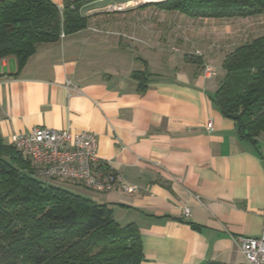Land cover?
I'll return each mask as SVG.
<instances>
[{
	"label": "crops",
	"instance_id": "1",
	"mask_svg": "<svg viewBox=\"0 0 264 264\" xmlns=\"http://www.w3.org/2000/svg\"><path fill=\"white\" fill-rule=\"evenodd\" d=\"M119 1L130 5L84 3L86 27L38 45L23 66L0 58V134H96L101 165L135 191L69 188L137 226L140 264H247L236 237L264 232V136L240 138L214 95L231 42L264 28V14L190 17L157 0ZM142 69L145 86L133 75Z\"/></svg>",
	"mask_w": 264,
	"mask_h": 264
},
{
	"label": "trees",
	"instance_id": "2",
	"mask_svg": "<svg viewBox=\"0 0 264 264\" xmlns=\"http://www.w3.org/2000/svg\"><path fill=\"white\" fill-rule=\"evenodd\" d=\"M90 1L64 0L61 9L53 0H0V58L15 56L23 66L38 45L85 28L87 17L80 10ZM159 5L190 17L264 14V0H162ZM222 68L214 102L223 114H238V135L257 145L264 136V33L234 46ZM133 75L145 86L146 69ZM69 186L35 177L31 161L0 134V264H140L137 226L120 225L111 207Z\"/></svg>",
	"mask_w": 264,
	"mask_h": 264
},
{
	"label": "built area",
	"instance_id": "3",
	"mask_svg": "<svg viewBox=\"0 0 264 264\" xmlns=\"http://www.w3.org/2000/svg\"><path fill=\"white\" fill-rule=\"evenodd\" d=\"M99 1L107 2L108 11H122L130 5L129 1ZM212 71L210 66L205 68L206 75ZM11 143L31 161L35 177L43 182L76 184L94 193L135 191L116 172L101 165L94 133L38 126L15 134ZM183 215L188 218L190 209L186 207ZM236 240L247 264H264V232L259 237L239 236Z\"/></svg>",
	"mask_w": 264,
	"mask_h": 264
},
{
	"label": "rangeland",
	"instance_id": "4",
	"mask_svg": "<svg viewBox=\"0 0 264 264\" xmlns=\"http://www.w3.org/2000/svg\"><path fill=\"white\" fill-rule=\"evenodd\" d=\"M100 5H107V3H104V4H100ZM123 11V10H122ZM242 30L241 29H238L237 30V33H240ZM264 33V28H260L258 31H253L251 35L247 36V37H244V38H241L242 36H240L239 39L231 42V43H234L233 45H231V48H233L234 46H236L237 44H240L242 42H244L245 40H248L250 38H252L253 36H256V35H259V34H263ZM143 70V69H142Z\"/></svg>",
	"mask_w": 264,
	"mask_h": 264
},
{
	"label": "water",
	"instance_id": "5",
	"mask_svg": "<svg viewBox=\"0 0 264 264\" xmlns=\"http://www.w3.org/2000/svg\"><path fill=\"white\" fill-rule=\"evenodd\" d=\"M237 117H238V114H235V115L233 116L234 119L237 118Z\"/></svg>",
	"mask_w": 264,
	"mask_h": 264
}]
</instances>
